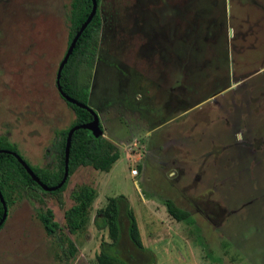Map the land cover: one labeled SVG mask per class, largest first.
<instances>
[{
  "label": "rangeland",
  "instance_id": "obj_1",
  "mask_svg": "<svg viewBox=\"0 0 264 264\" xmlns=\"http://www.w3.org/2000/svg\"><path fill=\"white\" fill-rule=\"evenodd\" d=\"M70 3L0 0V136L34 168L55 164L48 148L74 121L56 87ZM99 10L88 107L121 155L108 172L79 168L64 210L81 184L102 208L124 196L155 257L133 256L121 202L116 247H102L110 228L97 229L99 208H90L68 234L75 258L58 259L36 216L52 210L67 234L64 210L24 190L0 229V264H97L102 249L127 264H264V0H101ZM166 200L190 222L169 221Z\"/></svg>",
  "mask_w": 264,
  "mask_h": 264
},
{
  "label": "trees",
  "instance_id": "obj_2",
  "mask_svg": "<svg viewBox=\"0 0 264 264\" xmlns=\"http://www.w3.org/2000/svg\"><path fill=\"white\" fill-rule=\"evenodd\" d=\"M95 1L97 4L96 14L79 36L57 80L61 91L66 96L84 105H88L89 89L98 57L103 27L102 16L99 10L101 0ZM91 8L92 0H71L68 46L87 19ZM65 103L73 111L74 121L68 128L59 131L55 135L54 141L48 148V152L55 156V164L52 167L34 168L26 162L40 182L49 188L58 185L63 178L65 145L68 131L74 126H81L92 121V115L88 110L67 101ZM0 151H4L0 153V192L7 206V213L10 206L18 200L24 190L29 199L40 205H44V197L50 195L56 200L59 209L64 210L65 201L63 193L66 190L69 178L79 168L91 167L96 171L108 172L112 165L120 158V150L113 142L101 135L95 138L86 129H78L74 131L71 138L68 158V178L66 182L60 189L46 192L32 180L24 167L18 162L14 156V154L20 156L18 149L5 136H0ZM96 197V189L89 185L81 184L73 188L70 193L73 204L65 209L63 214L67 234L63 233L60 225L54 221L52 210L46 209L44 212L37 214L36 217L43 226L47 237L51 238L60 250L59 255H57L58 259L68 262L75 258L77 247L69 235H76L81 230L87 212ZM121 202L124 203L125 208L127 238L135 249L142 251L144 247L141 242L136 218L128 206L127 199L122 195L112 198L106 207L97 211L94 219L95 227L99 230L106 227L110 228L112 236V243H102V247L114 248L119 242ZM165 207L168 215L173 220L177 222H190V214L186 210L177 207L172 200H166ZM2 216L3 207L0 202V220ZM97 264L127 263L118 257V251L110 253L102 249L97 256Z\"/></svg>",
  "mask_w": 264,
  "mask_h": 264
},
{
  "label": "water",
  "instance_id": "obj_3",
  "mask_svg": "<svg viewBox=\"0 0 264 264\" xmlns=\"http://www.w3.org/2000/svg\"><path fill=\"white\" fill-rule=\"evenodd\" d=\"M96 11H97L96 1L92 0L91 12L88 15L87 19L85 20V22L81 25L80 29L78 30V32L76 33L74 38L71 40V42H70V44H69V46L65 52V55L63 56L59 66H58L57 73H56V87H57V90H58L59 94L61 95V97L69 103H73L80 108L88 110V112L92 115V121L91 122L84 124V125H81V126H74L68 131V134L66 137V145H65L64 173H63V178H62L61 182L58 185L51 187V188L43 185L40 182V180L36 177L34 172L31 170V167L29 165H27L26 162L19 155L14 154V156L17 158L18 162L24 167L25 171L30 175L32 180L34 182H36L46 192H52V191H56V190L60 189L64 185V183L66 182V180L68 178L69 149H70L71 138H72L74 131H76L78 129H86L91 133V135L93 137L97 138L100 136L101 128H100V120H99L98 115L92 109H90L88 107V105H84L82 103H79L76 100L70 98L69 96H66L61 91V87L57 82V80L60 77V71L62 70V68L66 64L68 57L71 55L79 36L81 35V33L85 29V27L88 25V23L91 21L93 16L96 14ZM1 152H4V151H0V153ZM0 202H1L2 207H3V216H2V219L0 220V227H1V225L4 223L6 216H7V206L5 204V201L3 199L1 192H0Z\"/></svg>",
  "mask_w": 264,
  "mask_h": 264
},
{
  "label": "crops",
  "instance_id": "obj_4",
  "mask_svg": "<svg viewBox=\"0 0 264 264\" xmlns=\"http://www.w3.org/2000/svg\"><path fill=\"white\" fill-rule=\"evenodd\" d=\"M121 153H122V151H121ZM121 155V154H120ZM114 165V164H113ZM112 165V166H113ZM99 195L100 194H98L97 193V197H96V199L94 200V202L91 204V207L90 208H102V205H100V202H99ZM127 199V198H126ZM127 201H128V203L130 204V201L127 199ZM152 201H149V199L146 201V205L144 204V206L143 207H145L144 208V210L147 212V214L150 216L151 215V211H153L152 209H151V207L149 206V203H151ZM178 207V206H177ZM89 208V209H90ZM163 208H164V210H166V208H165V206H163ZM166 212H167V210H166ZM134 216H135V213H134ZM167 216H168V218H171L169 215H168V213H167ZM135 218H136V221H137V225H138V229H139V234H140V236L142 235L141 234V232H140V225H139V221L137 220V216H135ZM169 221H171V222H174L175 224H178L179 222H177V221H175V220H169ZM166 240H168L167 239V237H165V239H164V241H166ZM141 242H142V245H143V247H144V250H142V251H140V250H138V251H136V250H133V249H131V252L133 251V256H135V257H137V258H139V260L140 261H145L147 258H153V257H155V251H154V249H152V248H150V247H147L146 245H144L145 243L143 242V238L141 237ZM119 258H120V256H119ZM122 260V259H121ZM158 264V263H157Z\"/></svg>",
  "mask_w": 264,
  "mask_h": 264
},
{
  "label": "built area",
  "instance_id": "obj_5",
  "mask_svg": "<svg viewBox=\"0 0 264 264\" xmlns=\"http://www.w3.org/2000/svg\"><path fill=\"white\" fill-rule=\"evenodd\" d=\"M137 171L135 169L131 170V175H136Z\"/></svg>",
  "mask_w": 264,
  "mask_h": 264
}]
</instances>
